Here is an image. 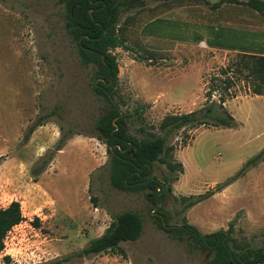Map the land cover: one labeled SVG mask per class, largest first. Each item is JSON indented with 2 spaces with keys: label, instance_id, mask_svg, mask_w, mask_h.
Masks as SVG:
<instances>
[{
  "label": "rangeland",
  "instance_id": "374dc122",
  "mask_svg": "<svg viewBox=\"0 0 264 264\" xmlns=\"http://www.w3.org/2000/svg\"><path fill=\"white\" fill-rule=\"evenodd\" d=\"M66 2L0 0V208L22 206L25 221L8 240L18 263L213 264V252L168 231L185 222L202 235L232 226L233 253L264 255V158L246 166L264 150V96L251 94L252 80L228 74L233 84L223 97L232 128L187 127L168 136L172 151L164 159L176 169L152 164L150 177L164 188L157 204L152 189H118L113 158L96 137L111 107L96 89L98 65L81 54L68 27ZM115 7L110 28L120 46L108 51L119 74L111 94L137 145L162 136L170 114L210 107L223 117L224 85L206 99L211 78L264 48V0H118ZM217 31L238 50L196 41ZM77 136L42 178L59 140L67 145ZM126 211L141 218V237L83 255ZM5 258L0 253V264H16Z\"/></svg>",
  "mask_w": 264,
  "mask_h": 264
},
{
  "label": "trees",
  "instance_id": "16d2710c",
  "mask_svg": "<svg viewBox=\"0 0 264 264\" xmlns=\"http://www.w3.org/2000/svg\"><path fill=\"white\" fill-rule=\"evenodd\" d=\"M118 0H67L69 10L68 27L72 31L81 54L94 61L98 65L97 74L99 82L97 91L103 93L111 109L105 113L96 124L98 140L104 141L114 161L111 181L115 187L122 190H138L141 188L152 189L155 194H149L154 202L158 201L159 192L164 189L157 180L150 177L151 166L158 161L167 165L171 171H175V165L166 161L165 157L171 154L172 147L167 144L168 136L175 130L183 128H232L235 118L224 107L225 98L223 93L227 92L233 84L232 78L228 77L230 72L237 76H243L252 80L254 96H264V51L252 54H242L232 65L220 70L219 74L210 80L206 92L207 101L212 98L219 85H224L220 93V109L223 117L213 113L212 108L200 112L187 114H170L164 117L160 123L162 136L153 140L136 144L134 140L126 135V128L123 123L121 112L112 97V89L118 82V63L115 57L109 53L108 48L118 47L120 43L111 34V24L115 14V4ZM93 14H90V11ZM216 38L204 39L198 37L197 42L203 41L210 47L238 50L236 47L226 45L215 32ZM264 49V48H263ZM244 52V51H241ZM232 70V71H231ZM246 72V73H245ZM224 77V79H221ZM219 84V85H218ZM116 120V121H115ZM33 130L30 131L32 133ZM65 139L61 138L55 146V152H59L65 146ZM185 145L184 147H186ZM163 155V157H162ZM51 160L54 158L50 157ZM264 158V150L246 166ZM182 168V164H178ZM222 187L218 186L217 190ZM159 190V191H158ZM158 191V192H157ZM161 229L166 228L167 219L164 215L156 217ZM25 221L21 203L13 201L6 208H0V253L4 250V240L8 232ZM38 226V219L32 221ZM179 239L186 238L197 246L209 250L215 254L213 264H264V255L256 253L254 257L250 254H235L228 248L229 235L232 226L227 231L220 230L211 234L202 235L194 226L185 222L182 226L169 228ZM143 232L141 218L133 212H123L116 216L106 229L105 233L93 240L83 251V255H98L116 249L123 242L138 240ZM10 263L9 257L5 258ZM53 264V263H42Z\"/></svg>",
  "mask_w": 264,
  "mask_h": 264
},
{
  "label": "crops",
  "instance_id": "0c3cea01",
  "mask_svg": "<svg viewBox=\"0 0 264 264\" xmlns=\"http://www.w3.org/2000/svg\"><path fill=\"white\" fill-rule=\"evenodd\" d=\"M263 51H264V49H263ZM79 140H80V139H79V137L77 136L76 138L71 139V140L68 142L67 145H66L67 142L65 143V146L63 147V149H62L61 151L57 152L56 155H55V157L51 160V162H50V164H49L47 170H45V172L43 173L42 178H45V177L49 174V172H53V173H54V168H56V170H57V167H58V158H59V156L63 155V152H65L66 149H67V147L70 146V143H72V142H74V141H79ZM47 143H48V141H46L44 145L46 146ZM38 216H40V219H41V220H44L43 218H46V216H43V217H41V215H38Z\"/></svg>",
  "mask_w": 264,
  "mask_h": 264
},
{
  "label": "built area",
  "instance_id": "2783aa9c",
  "mask_svg": "<svg viewBox=\"0 0 264 264\" xmlns=\"http://www.w3.org/2000/svg\"><path fill=\"white\" fill-rule=\"evenodd\" d=\"M31 222H32V221H31ZM16 227H17V226H16ZM14 228H15V227H14ZM14 228H13L11 231H9L8 234H7V236L5 237V240H4V250H3L1 253L4 252V256H5V257H9L10 259H12V261H13V260H14V262L16 261V264H19V263H18V260L15 259L13 253H11V252L9 251V244H8V240H9V238H10V235L13 234V230H15Z\"/></svg>",
  "mask_w": 264,
  "mask_h": 264
}]
</instances>
